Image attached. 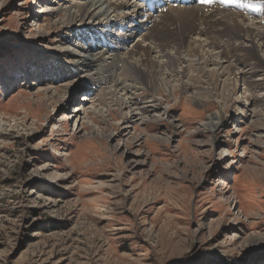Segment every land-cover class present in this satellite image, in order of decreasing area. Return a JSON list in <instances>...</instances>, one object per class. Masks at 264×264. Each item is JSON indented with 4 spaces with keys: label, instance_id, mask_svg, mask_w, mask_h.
<instances>
[{
    "label": "rangeland",
    "instance_id": "1",
    "mask_svg": "<svg viewBox=\"0 0 264 264\" xmlns=\"http://www.w3.org/2000/svg\"><path fill=\"white\" fill-rule=\"evenodd\" d=\"M99 1L0 0V73L18 81L0 87V264H264V39L243 32L248 21L264 34V20L238 19L240 32L233 21V39L219 44L236 68L229 81L237 89L225 104L212 86L188 89L186 64L164 76L174 90H150L122 62L105 76L106 62L97 66L94 55L110 46L91 33L108 29L113 10L92 29L54 26L71 2ZM119 1L107 0L111 8ZM252 3L214 0L205 12L218 7L223 19L241 13L239 4L264 7ZM129 23L115 34L140 36L126 44L117 37L123 45L111 49L121 54L151 28ZM238 50L253 62L240 64ZM74 52L92 63L72 71Z\"/></svg>",
    "mask_w": 264,
    "mask_h": 264
},
{
    "label": "bare ground",
    "instance_id": "2",
    "mask_svg": "<svg viewBox=\"0 0 264 264\" xmlns=\"http://www.w3.org/2000/svg\"><path fill=\"white\" fill-rule=\"evenodd\" d=\"M184 1L186 0H173L172 2H170V0H166L165 3H160V7H157L153 12H148L145 9L144 5L131 4L125 0L117 3L118 5H116L115 3V6L113 8H111L113 4L107 2V0H100L99 4L91 3L87 5L77 2H71L70 6H66L64 18L61 17L59 23L55 24L54 26L55 28L60 27L67 28V30H69L79 23V25L82 26L88 25L92 29L94 28V26H101V17L109 15L111 13V10H113L112 13L115 14V18L113 20H109V26L107 27L108 29L105 30L101 28L100 30H97L94 28L95 31L91 33V36L93 38L96 37V34L100 33V35L103 37L102 43L104 45L110 46V48L103 47V52H99V54L94 55L98 56L97 60H94V62H97V66L101 67L103 60L106 62L105 69H101V72L105 73V76L106 74H108V72H106V70L108 69L107 66L112 69L115 67L117 68L118 63L122 62L121 64L124 67H128L131 70V72L129 73L130 76L134 75V78H137V80L140 79L139 83H141L145 87L148 86L150 90L157 91L160 90V87L162 86H166L167 88L174 90L175 87L172 86L171 83H169L170 80L165 81L166 77L164 78V76L167 75L168 77L172 78L174 72L180 71L179 68L177 69V65L182 66V64H186L187 66H185L186 69H184V71L189 70L187 80L188 83H186L188 89L189 87H193V89L195 88L196 91L199 90V92H203L206 90V92H208V89H210L208 88L209 85L210 87L212 86L211 90L217 92V97L219 98V100L223 101L224 103L231 102L232 94L236 91L237 87H235L233 84H230L229 79L231 75H233V70L236 68L230 63V54L228 55V51L223 47L224 45L219 44L222 43L225 38L229 41L231 38L233 39L235 34L233 28L235 29L236 25L239 26L240 32L241 25H239V23L241 22L238 23L237 21L241 19H251L252 22L256 21L257 23V21L260 19L264 20V7L247 9L242 8V6L239 4L236 8L239 9L241 13L239 12V14L235 15L229 14V16H224L222 19L221 16L223 15H221L220 17L215 16V13L220 12L218 11V7H215L214 9H212V11L209 9L211 12L209 11L210 13H207L205 12V9L206 7L210 8L209 5H201L199 2L197 3V5H187L188 2L186 3V5H182ZM260 1L262 0H256V3L252 4H257V2L259 3ZM102 9H104V12ZM165 9H167V11H165ZM220 9L222 8H219V10ZM95 10L101 11L94 12ZM50 11L52 10L44 9L42 11V14L48 13ZM58 11L56 9L53 10V12ZM214 16L219 20H215ZM211 18L212 20H214V22L211 20ZM89 19L91 21H87ZM133 20H137L138 23H140L141 27L151 25L152 29L148 28V32L144 34V36L140 37L141 43L145 44V46L141 43H138L133 49H131V51L123 54L118 52L119 47L116 51L115 49H111L113 43L118 42L116 43L118 46L123 45L119 42L121 40L118 41L117 39V37H119L121 34L123 35L122 41L125 42V44L126 42L131 41L132 38L134 39L136 36H140V34H138L139 32L136 33L135 31L118 33L117 35L115 34L118 24H120V26L122 27L129 22L132 23ZM139 20L141 21L139 22ZM233 21L236 22V25L231 24ZM222 23L229 24L228 32L219 31L217 25ZM245 25L246 26L243 28L244 34H247V36H251V38L253 37V39L255 40H261V38L264 39V34L262 33V31L253 30V27H251V23L248 24V21L245 23ZM163 33L168 34L169 37L166 39H162L159 35H163ZM230 35H233V37H231ZM208 36L212 38V41H208L209 43H207ZM78 47H81L82 53L86 50V48L82 46L78 45ZM92 47H90V49ZM216 50H219V60L213 59L212 54L216 52ZM183 51L184 55H182ZM242 51H246L245 48H242ZM174 53L176 54V57L173 56ZM240 53L241 52H239V50L232 53L236 54L233 56L239 57L240 64L244 65L245 63L253 62V58L250 53L245 55L244 58H240L242 57V54ZM76 54L77 53L75 52L72 53V55L69 53L68 55H70V57H68V59L64 58L68 60L67 64L72 66V71H82L85 67L89 66L90 63H92L90 62V60L93 59H85L84 56H80L81 54L78 53V56ZM254 56L256 58V55ZM107 60H110V63H108ZM211 64L212 66L213 64L215 65V67L213 66L214 70H210L208 68ZM253 64L254 70L261 68L257 67L255 63ZM181 74H184V72ZM87 76H84V79H87ZM90 79L92 78L90 77ZM116 79L114 80L116 81ZM120 84L121 83H119L118 85H114V87L118 88L120 87ZM251 85H255V83L251 82ZM204 86H206V88ZM113 88L109 91V95L112 97L111 101L117 104L120 103L121 109L124 107V103L120 99L118 100V98H116L118 90H113ZM122 89L127 92L125 86H123ZM200 96L202 97V95ZM89 98L90 97H88L86 100L89 101ZM74 109L75 111L73 113L76 112V108ZM82 111H84L83 107H79L78 113ZM85 112H87V110ZM223 114L224 113H222V111L220 110L215 114V120H219L216 124H214L217 125V127L221 123V121L225 119ZM87 116L90 115L87 114ZM74 119H76V123L77 121L80 122L81 120H83L80 114L76 115Z\"/></svg>",
    "mask_w": 264,
    "mask_h": 264
},
{
    "label": "snow or ice",
    "instance_id": "3",
    "mask_svg": "<svg viewBox=\"0 0 264 264\" xmlns=\"http://www.w3.org/2000/svg\"><path fill=\"white\" fill-rule=\"evenodd\" d=\"M198 2L201 5H212L214 3V0H198ZM234 0H220V3L223 4H230L233 3ZM165 11H167V9H165ZM20 60L17 59L15 64L13 65V71H16V64H19ZM37 72L40 73H52L57 71V69L55 68H49L47 66L44 65H38L36 66L35 69ZM13 86H18V81L15 80L14 76H9V77H5L4 74L0 73V87H13Z\"/></svg>",
    "mask_w": 264,
    "mask_h": 264
}]
</instances>
